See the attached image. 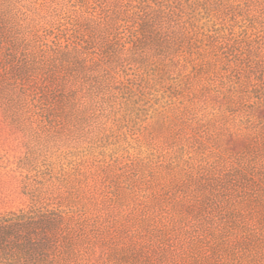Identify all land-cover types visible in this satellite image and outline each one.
I'll use <instances>...</instances> for the list:
<instances>
[{"label":"rangeland","instance_id":"rangeland-1","mask_svg":"<svg viewBox=\"0 0 264 264\" xmlns=\"http://www.w3.org/2000/svg\"><path fill=\"white\" fill-rule=\"evenodd\" d=\"M11 264H264V0H0Z\"/></svg>","mask_w":264,"mask_h":264},{"label":"trees","instance_id":"trees-1","mask_svg":"<svg viewBox=\"0 0 264 264\" xmlns=\"http://www.w3.org/2000/svg\"><path fill=\"white\" fill-rule=\"evenodd\" d=\"M11 225H8V220L0 219V231L9 229ZM15 250L17 247L12 249V245H0V264H11L8 261H13L17 257Z\"/></svg>","mask_w":264,"mask_h":264}]
</instances>
